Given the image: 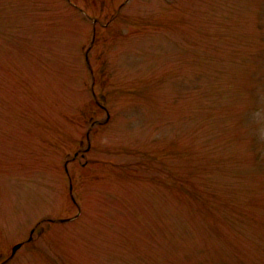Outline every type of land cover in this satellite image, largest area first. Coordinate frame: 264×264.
I'll return each mask as SVG.
<instances>
[{
  "label": "rangeland",
  "instance_id": "rangeland-1",
  "mask_svg": "<svg viewBox=\"0 0 264 264\" xmlns=\"http://www.w3.org/2000/svg\"><path fill=\"white\" fill-rule=\"evenodd\" d=\"M0 264H264V0H0Z\"/></svg>",
  "mask_w": 264,
  "mask_h": 264
},
{
  "label": "water",
  "instance_id": "water-1",
  "mask_svg": "<svg viewBox=\"0 0 264 264\" xmlns=\"http://www.w3.org/2000/svg\"><path fill=\"white\" fill-rule=\"evenodd\" d=\"M21 245H22L21 242H20V243H17V244L14 245V247H13V254L17 251V249H18Z\"/></svg>",
  "mask_w": 264,
  "mask_h": 264
}]
</instances>
